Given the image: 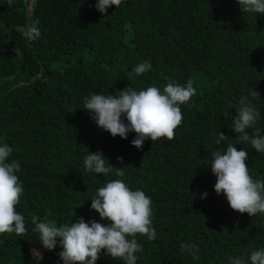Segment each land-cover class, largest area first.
Segmentation results:
<instances>
[{
  "label": "trees",
  "instance_id": "obj_1",
  "mask_svg": "<svg viewBox=\"0 0 264 264\" xmlns=\"http://www.w3.org/2000/svg\"><path fill=\"white\" fill-rule=\"evenodd\" d=\"M24 1L0 0V142L21 166L23 195L15 209L26 228L22 235L0 233V264H62L59 246L48 251L39 244L32 219L109 224L89 207L109 179L142 190L152 202L156 238L136 235V264H226L230 256L247 260L264 248V215L230 209L213 189L208 164L210 152L225 147L213 143L217 132L235 138L231 117L252 89L260 118L247 131L264 133V14L243 13L236 0H121L104 15L95 0H33L28 17ZM32 22L41 35L29 42L17 28ZM145 60L151 70L129 78ZM189 79L196 94L180 105L173 138L145 140L140 149L130 143L135 133L113 138L81 108L90 93L162 89ZM241 147L249 175L264 180V153ZM87 151H100L124 176L84 171ZM181 243L196 245L198 258L182 252ZM96 264L123 262L102 250Z\"/></svg>",
  "mask_w": 264,
  "mask_h": 264
},
{
  "label": "clouds",
  "instance_id": "obj_2",
  "mask_svg": "<svg viewBox=\"0 0 264 264\" xmlns=\"http://www.w3.org/2000/svg\"><path fill=\"white\" fill-rule=\"evenodd\" d=\"M24 2L30 12L33 0ZM8 3L11 5L13 0H8ZM236 3L243 13L264 14V0H236ZM120 4L121 0H95L93 7L104 15L109 7ZM37 23L19 26L17 31L27 41H35L41 35ZM150 70L151 64L145 60L131 69L129 78L133 75L139 77ZM13 90L11 88L8 93ZM195 94L196 89L190 79L183 85L169 81L162 89L148 86L137 91L128 86L113 94L90 93L82 97L81 108L98 128L113 138L126 139L129 133H135L130 143L140 149L145 140L155 141L162 137L171 140L174 129L182 120L180 105L186 104ZM255 98H259V94L253 89L247 96L240 97L230 125L235 138L229 140L222 132H217L213 143L219 145L223 141L225 147L211 151L208 163L215 176L213 189L216 194L224 195L230 209L247 213L249 217L264 215V180L253 179L249 175L245 164L247 152L242 147L237 150L236 145L246 143L255 152L264 153V133L259 128H254L251 135L247 131L253 129L260 118V111L252 103ZM227 116L226 113L225 118ZM12 151L7 143L0 142V233L22 235L26 231L25 218L15 209L23 195V186L17 175L21 166L10 159ZM82 165L84 171L92 174L108 176L115 170L116 177L124 176L123 167L106 164V158L100 151H87ZM206 195L202 193L201 198ZM90 199V209L98 213L101 220L106 218L110 221L109 224L77 218L74 223L55 226L33 218L32 231L38 234L39 244L48 251L59 246L57 256L62 264H96L102 250L103 255L123 264H136V254L141 251L136 235L146 236L149 241L156 238L150 197L140 189H130L121 179H109L96 188ZM180 250L194 260L198 258L194 244L181 243ZM32 254L40 256L36 250H32ZM226 264H264V248L251 251L247 260L241 256H230Z\"/></svg>",
  "mask_w": 264,
  "mask_h": 264
},
{
  "label": "water",
  "instance_id": "obj_3",
  "mask_svg": "<svg viewBox=\"0 0 264 264\" xmlns=\"http://www.w3.org/2000/svg\"><path fill=\"white\" fill-rule=\"evenodd\" d=\"M25 1H27V0H25ZM28 11V10H27ZM28 17H29V11H28ZM1 51H8V50H1ZM17 53L20 55V50H17ZM43 71H44V67L43 66H41V69H40V72H39V74L37 75V76H41L42 74H43ZM34 80V79H33ZM32 80V81H33ZM15 87H13L12 89H14Z\"/></svg>",
  "mask_w": 264,
  "mask_h": 264
},
{
  "label": "rangeland",
  "instance_id": "obj_4",
  "mask_svg": "<svg viewBox=\"0 0 264 264\" xmlns=\"http://www.w3.org/2000/svg\"><path fill=\"white\" fill-rule=\"evenodd\" d=\"M29 8L31 9V5L29 6Z\"/></svg>",
  "mask_w": 264,
  "mask_h": 264
}]
</instances>
